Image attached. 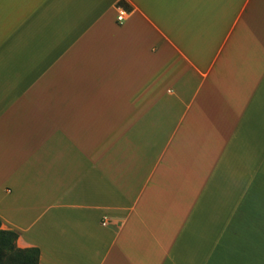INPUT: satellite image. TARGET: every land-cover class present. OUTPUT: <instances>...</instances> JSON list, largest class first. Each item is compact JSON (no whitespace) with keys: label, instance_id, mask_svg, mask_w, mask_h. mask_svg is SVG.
Instances as JSON below:
<instances>
[{"label":"crops","instance_id":"0c3cea01","mask_svg":"<svg viewBox=\"0 0 264 264\" xmlns=\"http://www.w3.org/2000/svg\"><path fill=\"white\" fill-rule=\"evenodd\" d=\"M119 1L0 0L3 228L39 264H264V0Z\"/></svg>","mask_w":264,"mask_h":264},{"label":"trees","instance_id":"16d2710c","mask_svg":"<svg viewBox=\"0 0 264 264\" xmlns=\"http://www.w3.org/2000/svg\"><path fill=\"white\" fill-rule=\"evenodd\" d=\"M119 6L127 11H131L132 7L124 0L119 1ZM19 234L13 230L2 229L0 221V264H39L40 249L17 247V239Z\"/></svg>","mask_w":264,"mask_h":264},{"label":"built area","instance_id":"2783aa9c","mask_svg":"<svg viewBox=\"0 0 264 264\" xmlns=\"http://www.w3.org/2000/svg\"><path fill=\"white\" fill-rule=\"evenodd\" d=\"M124 13H122L121 15H119V17H118V21L119 22H121V21H123L124 20Z\"/></svg>","mask_w":264,"mask_h":264},{"label":"rangeland","instance_id":"374dc122","mask_svg":"<svg viewBox=\"0 0 264 264\" xmlns=\"http://www.w3.org/2000/svg\"><path fill=\"white\" fill-rule=\"evenodd\" d=\"M4 226H2V229H5V228H3ZM5 230H8V229H5ZM17 241H18V239H17ZM17 243V242H16ZM16 245H18V244H16ZM18 247V246H17Z\"/></svg>","mask_w":264,"mask_h":264}]
</instances>
